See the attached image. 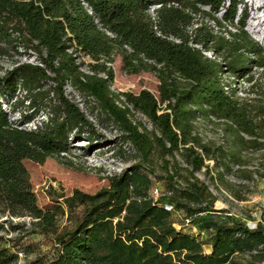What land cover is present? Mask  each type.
<instances>
[{
	"label": "trees",
	"instance_id": "16d2710c",
	"mask_svg": "<svg viewBox=\"0 0 264 264\" xmlns=\"http://www.w3.org/2000/svg\"><path fill=\"white\" fill-rule=\"evenodd\" d=\"M241 9L240 0H0V56L23 46L42 63L16 62L0 76V264H243L244 255L264 264V223L250 227L216 209L197 175H210L214 161L223 181L233 165L246 172L244 153L264 151V97H240L231 82L226 90L227 75L253 81V70H264V46L247 30V6ZM79 57L91 60L90 73ZM116 57L128 76L154 75L159 95L115 92ZM68 81L132 144L137 163L109 175L111 187L96 193L53 191V203L42 208L24 161L64 158L72 136L90 146L103 138L66 96ZM44 84L48 91H36ZM23 90L36 114L48 110L35 129L12 121L1 101ZM214 119L225 145L206 143L198 132L199 122ZM152 176L164 193L152 194ZM25 217L31 231L11 221ZM33 234L51 249L22 262Z\"/></svg>",
	"mask_w": 264,
	"mask_h": 264
},
{
	"label": "rangeland",
	"instance_id": "374dc122",
	"mask_svg": "<svg viewBox=\"0 0 264 264\" xmlns=\"http://www.w3.org/2000/svg\"><path fill=\"white\" fill-rule=\"evenodd\" d=\"M240 1L242 2L241 11L247 6L250 12L247 30L255 40L264 46V2L259 4L255 0ZM215 28L218 29L217 25ZM230 29L234 30L232 27ZM7 49L8 51L0 56V76H4L16 62L34 64L38 62L32 50H27L23 46L19 48L18 53L10 47ZM85 62H89V60L86 59ZM113 69L116 79L112 89L115 92L138 95L142 90H149L156 96L159 95V81L154 75L150 73L132 76L124 74L119 57H116ZM253 74V81L245 78L240 82H235L233 78H230V75H227L226 78L233 84V87L238 89V96L243 98L264 97V70L255 68ZM49 85L44 84L41 90L36 91H48ZM64 92L79 105L103 138L90 146L84 136H72L70 150L64 153V158H49L44 164L24 161L30 173L33 190L42 208H47L53 203L49 196V193L53 191L61 197H70L81 192L93 194L101 189L111 187L112 184L108 180L109 175L118 174L137 163L132 144L123 139L122 133L112 122L106 119L102 120L97 110L92 111L93 103H86L85 98L74 93L70 86H66ZM21 94L23 96H19V98L2 97L3 107L9 113L12 121L25 129H35L43 119L47 118L48 110L43 108L39 114H36V110L31 107L30 99L24 98L27 91L23 90ZM124 99L126 98L124 97ZM166 105L164 104V107ZM25 116H32V119L24 121ZM137 119L148 129H152V124L145 115L138 113ZM214 121L216 123L199 122L198 132L206 143L225 145L222 128L218 124V120L214 119ZM243 159L246 162L240 169H244L246 172L236 171L239 166L233 165L235 173L225 175L223 181L217 178L218 171L215 169L214 161L208 162L212 169L210 175H206L205 171L199 172L197 175L216 197V209L224 210L229 215L244 220L250 227H256L259 223H264V151L244 153ZM158 171L161 173L160 169ZM219 171L222 172L223 169L219 168ZM152 179L154 180L152 194L156 196L158 193H164L166 189L164 182L157 181L153 176ZM4 219L7 217L1 218V220ZM11 221L13 225L22 224L25 230H32L29 217L12 218ZM66 223V218L61 221V225ZM184 230L196 236V230L191 227H186ZM2 233L7 234L6 231H2ZM17 233L12 232L11 235L15 236ZM24 242L28 246V254L27 251H22L20 254L22 262L26 255H29V258H34L51 249V246L46 245L43 238L37 234L26 237ZM238 260L243 264L254 262L249 255L239 256Z\"/></svg>",
	"mask_w": 264,
	"mask_h": 264
},
{
	"label": "built area",
	"instance_id": "2783aa9c",
	"mask_svg": "<svg viewBox=\"0 0 264 264\" xmlns=\"http://www.w3.org/2000/svg\"><path fill=\"white\" fill-rule=\"evenodd\" d=\"M86 5V4H85ZM86 7L88 8V6L86 5ZM157 8H160V6H155V7H153L152 8V13H154L155 12V10L157 9ZM88 11L90 12V13H92V11L90 10V9H88ZM111 35V34H110ZM34 53V52H33ZM208 56H210V57H212V54L211 53H206ZM35 56V58L38 60V62H37V64H39V65H41L42 66V63L39 61V59L37 58V56L36 55H34ZM86 59H88L89 60V62H91V60L88 58V57H79V58H77V63L78 64H80V63H85L86 64V66H83L81 69L84 71V72H86V73H90V70H89V67L87 66L88 65V63L89 62H85V60ZM231 83H230V81H229V86H227L226 87V90L227 91H229L230 90V88H231V85H230ZM66 86H70L72 89H73V91H74V93H77V94H79V95H81L80 93H78L75 89H74V87L72 86V84H71V82L70 81H68L67 82V84H66ZM65 86V87H66ZM233 86V85H232ZM66 96H67V94H66ZM69 99H71L69 96H67ZM122 99L125 101L126 99H124V97L122 96ZM72 100V99H71ZM73 101V100H72ZM158 195V194H157ZM168 210H172V207H168Z\"/></svg>",
	"mask_w": 264,
	"mask_h": 264
},
{
	"label": "bare ground",
	"instance_id": "6f19581e",
	"mask_svg": "<svg viewBox=\"0 0 264 264\" xmlns=\"http://www.w3.org/2000/svg\"><path fill=\"white\" fill-rule=\"evenodd\" d=\"M259 4H262L264 0H256Z\"/></svg>",
	"mask_w": 264,
	"mask_h": 264
},
{
	"label": "crops",
	"instance_id": "0c3cea01",
	"mask_svg": "<svg viewBox=\"0 0 264 264\" xmlns=\"http://www.w3.org/2000/svg\"><path fill=\"white\" fill-rule=\"evenodd\" d=\"M120 58V57H119ZM120 60H121V58H120ZM121 64H122V60H121Z\"/></svg>",
	"mask_w": 264,
	"mask_h": 264
}]
</instances>
